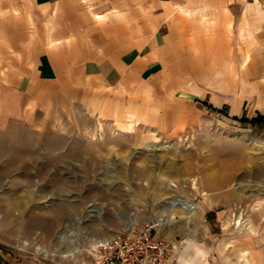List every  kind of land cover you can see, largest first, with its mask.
I'll use <instances>...</instances> for the list:
<instances>
[{"label": "rangeland", "instance_id": "374dc122", "mask_svg": "<svg viewBox=\"0 0 264 264\" xmlns=\"http://www.w3.org/2000/svg\"><path fill=\"white\" fill-rule=\"evenodd\" d=\"M79 1L77 29L65 31V18L44 26L61 72L46 84L44 100L10 101V112L0 102V255L15 264H92L96 238L152 224L171 246L168 257L243 264L236 243L246 237L264 264V126L194 101H226V91L208 88L215 77L208 66L185 74L186 85L202 90L83 97L76 84L82 61L130 45L94 40L89 23L140 20L160 9L147 11L145 0ZM2 2L20 5L29 30L39 33L31 0ZM38 44L27 50L29 64L44 49ZM30 94L41 97L34 85ZM177 198L193 208L168 206ZM165 211L174 215L168 223L159 220ZM39 219L48 230L36 226Z\"/></svg>", "mask_w": 264, "mask_h": 264}, {"label": "crops", "instance_id": "0c3cea01", "mask_svg": "<svg viewBox=\"0 0 264 264\" xmlns=\"http://www.w3.org/2000/svg\"><path fill=\"white\" fill-rule=\"evenodd\" d=\"M129 2L137 4V0ZM145 4L147 11L159 8L160 12H147L145 18H131L129 22L119 18L107 26L89 23L87 32L94 31V40L130 45L84 59L79 69L81 81L76 82L79 94L96 97L97 101H122L156 92L202 90L198 85H186L185 74L208 66L215 74L208 88L226 91V101L216 106L192 96L194 101L212 107L214 112L223 110L228 116L230 112L232 119L248 118V112L249 118L264 115V0H145ZM13 5L11 8V3L2 2L0 6V102L4 112H10V101L44 100L46 84L59 79L61 73L50 45L52 33H47L44 26L52 19L65 18V31H74L79 27L82 10L79 0H31V7L39 13L33 20L40 26L39 33H33L26 13L20 12V5ZM139 34L142 38L132 43ZM77 39L84 40V36ZM38 42L44 49L29 64L27 50L37 47ZM32 84L41 97L30 94ZM186 93L179 94L185 97ZM236 245L240 261L251 264L242 260V251L251 249L250 241L242 237ZM174 255L162 264H212L187 257L186 253L176 258ZM0 264L15 263L0 255Z\"/></svg>", "mask_w": 264, "mask_h": 264}, {"label": "built area", "instance_id": "2783aa9c", "mask_svg": "<svg viewBox=\"0 0 264 264\" xmlns=\"http://www.w3.org/2000/svg\"><path fill=\"white\" fill-rule=\"evenodd\" d=\"M171 246L155 225L129 227L91 246L92 264H162Z\"/></svg>", "mask_w": 264, "mask_h": 264}, {"label": "bare ground", "instance_id": "6f19581e", "mask_svg": "<svg viewBox=\"0 0 264 264\" xmlns=\"http://www.w3.org/2000/svg\"><path fill=\"white\" fill-rule=\"evenodd\" d=\"M167 204H169L168 206L170 207H179L181 209H190L193 208L190 204H187L185 201L181 200V199H176L174 201H168ZM172 219H174V215L171 213H167L166 211L163 212V215L160 216L159 220L160 221H164L166 223L172 221ZM36 226L43 229V230H48L49 229V224L48 221H46L45 219H39L35 221ZM64 235L59 234L58 235V242H62V240L64 239ZM110 237H112L111 235H106V236H101L99 238H96L95 241H100V240H105V239H109ZM74 250V248H72L70 251H66V252H62V256L63 257H67L70 252H72ZM260 258V254H258L257 252H250V250H246L244 249L242 251V260L246 261V262H250L251 264H257L258 259Z\"/></svg>", "mask_w": 264, "mask_h": 264}, {"label": "trees", "instance_id": "16d2710c", "mask_svg": "<svg viewBox=\"0 0 264 264\" xmlns=\"http://www.w3.org/2000/svg\"><path fill=\"white\" fill-rule=\"evenodd\" d=\"M210 109L212 110H215L213 109L212 107H209ZM217 112H223V110H216ZM241 122H249L251 124H254V125H258V126H264V115H256L255 117L253 118H250V119H247L245 117H242L239 119Z\"/></svg>", "mask_w": 264, "mask_h": 264}]
</instances>
